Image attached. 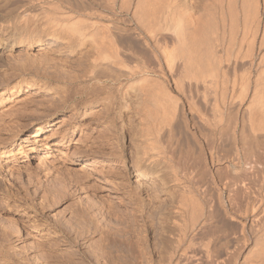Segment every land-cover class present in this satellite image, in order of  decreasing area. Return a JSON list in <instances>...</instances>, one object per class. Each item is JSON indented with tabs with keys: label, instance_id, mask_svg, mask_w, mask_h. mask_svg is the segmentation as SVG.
<instances>
[{
	"label": "rangeland",
	"instance_id": "374dc122",
	"mask_svg": "<svg viewBox=\"0 0 264 264\" xmlns=\"http://www.w3.org/2000/svg\"><path fill=\"white\" fill-rule=\"evenodd\" d=\"M58 1L59 0H0V37L5 29H7L6 31H9L12 35L13 33L15 34L17 28L23 30L20 36L18 34L20 32L19 30L17 31V35H13L14 40L12 41V44L8 46L9 48L7 47L5 49L4 54L0 57V264H114L113 261H115V264H125L126 261L127 264H161V261L163 264L165 262V264H167L168 253L165 249H169L171 237L174 232L178 231L177 229L174 230L176 228V224H181L187 221V218L190 219L188 217L192 214L190 209L193 210V208H196L198 204L200 206V203V212L205 213L212 208L211 210L213 211L211 212H214V217H211L212 220H209L211 221L210 223L207 221L205 226L203 225L202 228H198L197 232H200V234L195 233L196 235H194V237L197 236L195 237V243L206 248H200L196 245L194 246L197 247L195 248L196 250H194V247H192L193 249H190V251L194 254H198L196 255V258L198 256L201 259V256L204 253L202 259L205 261L203 262V260L200 259L199 261L197 258L195 261L193 260L195 263H192L196 264L197 262L198 264H210V260L207 261L208 258L205 257L207 256L205 255L207 254L205 251H207L206 249H209L208 246H212L213 243H216L214 245H217L213 248V255H221L226 252L227 249L230 250L232 248V251H230L232 253L234 252L233 258L236 259V262L233 259V264H238L245 258H247L246 261L248 263H251V260L253 264L260 261L263 258L260 256H264V215H262V218L260 217L261 219L258 220V222L260 221L259 223L257 221H253V223L250 222H252V217L256 213H259L262 208L256 207V210L254 209L255 212L249 211L246 215L242 213L237 214L238 212L236 210L234 211V207L229 204L230 198L228 196L230 190L232 189L224 187L223 185V179L230 176L228 174L229 172L227 173V168L224 170L223 168L225 166L229 167L227 165L229 163L225 160L223 163H221L222 161L219 163L216 161L217 163L212 164L211 162H208L209 160L207 159V154L201 153L200 148L198 147L202 145L204 152L206 151L205 149L207 147L203 141V138L205 137L202 138V136L206 135L202 134L203 132H205L204 134H206V132L208 134L213 131H211V127H208L206 124L204 125V123L198 121L200 120L198 113H194V111H191L190 113L187 110L183 111L181 109L182 103L177 106L176 110L178 113L174 122L175 129L177 131L176 134H179L178 137H181L180 139L183 142L186 141L188 144L191 143L193 144L192 146H194L197 141L199 142L197 143L198 145L201 143L199 146L197 144L195 145L199 151L194 150L197 153L192 152V155L197 160L198 155L200 157V153L202 154L200 157L201 159L198 158L197 169L203 177L204 175H210L208 176L210 179L206 180L205 177L207 179L208 177L205 176L203 180L201 175L191 180L190 176H188L189 179H187V176H181L180 180L182 179V182H179V180L176 185H186H182V187L187 188L186 190L185 188L182 189V187L177 188L176 185H170V193L167 192L168 194H160L158 189L156 192L152 191L155 194L157 193L156 195L159 194V199H157L152 192L142 193V196L140 198L138 197V199L137 196L135 197L129 193L127 194L129 197H124L125 203L127 204L125 208H123L124 205H122L119 201H112V203L114 202V206L110 205L111 202L109 200H111V197L107 196L109 193L107 187H113V184H115L114 182L117 181L116 183L122 184V188L124 190L122 191L124 194H126V190H131L137 186L135 180L136 178L133 176L137 170L135 166L137 161L134 156V152H136L134 150L137 149V145L135 146V144L140 143V146L145 144L142 148L145 147L148 151L150 150V153H152V151L154 152L155 150H151L150 148L159 147L161 145L164 146L168 143L166 140H168L169 134L167 133L168 128L166 127L171 119L169 116H172V113L168 115L169 110L167 109L166 112L168 114L166 112V114H164V110L162 111L161 107H159L160 109L158 108L154 97H152V93L150 95V93L147 94L146 92V96L142 94V88L146 89V91H158V93L162 90L160 93L163 91V93H165L168 92L170 88H173V86L172 84L168 85L170 83L166 82L167 79H165V77H167V70L165 65H162L164 66L163 71L165 70L163 74L158 71L159 66H157L158 63L156 58L153 57V53L148 48L146 49L145 47L138 46L137 48L140 50L139 55L141 56L140 60L142 61L140 64L145 65L146 68L149 66V69L147 68L150 73L147 77V79H149L148 81H145V79L142 80V78H135L133 79L134 81L122 80L123 82L121 85L115 83L107 85L105 81H95V79L92 80L88 78L87 74L88 72L90 73V70H92L90 66L92 52H90L87 44L67 43L64 38V34H60L56 31L60 27H63V23H67V21L62 20L63 15L60 13L61 11H59L60 1ZM76 1L79 2V0H74V2ZM48 3L51 4L49 5ZM75 15L73 13L72 19L75 17L77 20H84L82 17L80 19V16H78V18L76 13ZM122 18H124L122 19V27L133 28V26H135L131 21V18L128 16H123ZM126 18L129 20H126ZM52 20H54V22ZM61 20L64 22H61ZM77 20L72 21L76 22ZM72 21L70 19V23H73ZM56 22L59 24L58 26ZM3 25L5 27H3ZM132 32L133 31H131V34ZM132 35L130 36L132 37ZM136 35L134 34L133 37ZM136 37H134L135 39H133V41H136ZM51 42L53 47L52 49H40L41 46H47ZM137 42L141 45L142 38H138L136 43ZM0 47H4L3 42H0ZM153 58H155L154 61ZM153 69L155 70V73ZM146 82L148 84H146ZM168 86L172 87L169 88ZM159 87L161 88L159 89ZM174 93L177 94L178 97L180 96V100L182 99L181 102H183V94L181 92L180 94L177 92ZM185 93L188 95L189 91L187 90ZM193 93L196 96V93ZM142 96H145L146 98L144 99ZM196 98L198 97L196 96L195 99ZM149 99L150 101L147 102ZM105 101L113 103L110 106V104L108 103L107 105ZM201 101L202 100H200V98L196 100V102L199 103L198 105L202 104V106L200 105L201 109L203 108L201 112L206 114L208 118L211 117L210 119H212L213 113H211V105L205 106L204 102ZM133 103H136V107ZM178 103H180V101H178ZM105 104L109 109L105 108ZM154 105H156V107ZM137 107H140L138 108L139 110H143L139 111ZM154 108H157L158 110H155ZM164 115L167 119H165L166 117ZM160 117H165V123H161L164 126V130L160 129L162 132L157 131V129L159 130V126H161L157 120V118L159 119ZM156 120L157 122H154ZM157 124H159L158 128L156 127ZM39 125L42 126V129L39 134L34 136L33 134L38 131L37 127ZM207 127L210 131L207 130ZM200 130L204 131L202 132ZM149 131L153 132L149 133ZM30 133H32V135H30ZM161 133L166 136H161ZM64 134L66 137H63ZM183 135L186 140H184ZM60 139H64L67 144L66 147H62L61 152L54 149V147H56L54 141ZM193 140H195V142ZM152 143L154 145H152ZM25 150H27V155L21 156V152ZM7 151L10 155H6ZM178 152L176 154L179 156ZM47 154L50 155L47 156ZM194 154L197 157H195ZM203 155L206 157H202ZM206 159L209 166L208 164H204ZM210 164L212 166H210ZM216 164L220 167L216 166ZM198 165H207L208 168H205L204 166L199 167ZM215 168L220 169L217 170L219 173L214 171L216 170ZM222 170H226L225 172L228 175H222L226 174ZM210 171H212V174L215 177L211 176L212 174ZM208 172L210 174H208ZM217 173L220 178L223 176L224 178L220 179L217 177ZM199 179H201L204 183L207 181V185L200 182L201 180ZM219 180L222 181V184ZM172 188L175 189L173 190ZM197 189L200 190L198 191ZM196 190L197 192H195ZM207 190L210 192L209 195L211 192L213 195L211 194L212 196H207ZM245 190L247 191L248 189L243 188V190L240 189V191L238 190L239 192H237L233 188L232 192L239 196L240 193L242 192L243 194ZM261 190H264V184L262 181L258 182V186H256L254 191L261 193L263 197L264 191L261 192ZM171 191L173 193H179L177 195L178 197ZM181 191L182 194L180 193ZM186 191H189V194H187L188 192ZM204 191L207 193L206 195L203 193ZM246 191L244 195L241 194V197L239 196V198L242 199L245 197V194H247L245 197L246 200L244 199L245 203L247 202V197H251V199L254 197L252 195L253 192H248L249 190L247 192ZM183 192L186 196H183L185 200L188 199L185 201L186 204L182 202L184 201V198L180 197V195H183ZM232 192L230 193V196L234 195ZM190 193H192V196H189V198L187 196L191 195ZM259 193L256 195L258 196ZM124 194L122 196H124ZM202 194L211 200L215 201L217 199L215 202L211 201L214 205H217L213 206L209 199L208 202L204 201V199L206 200L207 198ZM192 198L194 200H191ZM181 199L183 200L181 201ZM194 201L199 202L194 203ZM192 202L194 204H192ZM208 203H210V205ZM191 205H194V207H191ZM183 206L186 209H184ZM108 207L109 210L112 207L118 209L112 210V213H108ZM126 208H132V210H126ZM139 208L143 211L141 212ZM203 208L205 209L203 210ZM188 209L189 211H187ZM215 209L216 213L214 211ZM175 210L178 212H175ZM181 210L182 212H180ZM147 211L149 213H147ZM183 211L184 214L189 215L185 217L183 215ZM177 213H179L181 220L179 222V217L176 216L178 215ZM180 213L182 214L180 215ZM117 214H120V218H117ZM132 214L133 216L131 217ZM174 215L177 217V220L173 217ZM182 215L183 217L181 218ZM113 216L116 217L113 218ZM225 216L227 220L225 219ZM213 218L215 223H212ZM176 221L177 223H175ZM227 221L228 223H225ZM208 223L213 228L208 226ZM218 223L221 224L218 225ZM171 224H173L175 228ZM216 225L218 227H216ZM95 226L97 228H95ZM214 226L217 229H215ZM219 226L221 228H219ZM259 228L260 230L257 231ZM212 229L219 230L220 232L225 231L220 233L219 231L215 232L214 230L218 236L217 238L215 233L212 232ZM209 232H211L212 236L214 235L218 241L219 238L220 241L223 239L222 242L218 243L216 238L212 239L213 242H210L211 238H214V236H211L210 238L211 233L209 234ZM191 233L192 231L190 234ZM202 233H204L203 236ZM175 234L173 237L177 236V234ZM117 237L118 239H116ZM165 238H167L166 240L169 242L166 241ZM113 240H115V242ZM164 240L166 242H164ZM52 242L55 243L53 244ZM201 242L202 244H206H199ZM117 243L119 244V247H117ZM227 243L230 245L228 246ZM104 244L107 246H104ZM221 244L225 245V247L223 245L221 246ZM114 247L117 250H115ZM219 250L220 253L218 252L217 254L216 251ZM6 251H8V253ZM143 252L147 256L146 259ZM158 253L160 255H158ZM110 254L111 256H109ZM119 257L122 258L119 259ZM258 257L261 259L259 258L257 261ZM116 258L118 260H116ZM136 260L139 262H136ZM263 260L264 258L262 259V263L264 262ZM69 261L73 262L71 263Z\"/></svg>",
	"mask_w": 264,
	"mask_h": 264
},
{
	"label": "bare ground",
	"instance_id": "6f19581e",
	"mask_svg": "<svg viewBox=\"0 0 264 264\" xmlns=\"http://www.w3.org/2000/svg\"><path fill=\"white\" fill-rule=\"evenodd\" d=\"M2 1H4V0H2ZM59 1H60V10L59 11H61L60 13H62V15H63L62 20L67 21V23H65V24L63 23V25H62L63 27H60L56 31H58V33H60V34H64V38H65L66 42L69 44H73V43L87 44L89 46V50H90V52H92V59L90 60V66H91L92 70H90V73L88 72V74H87L88 78H90L92 80L95 79V81L96 80L97 81L98 80L99 81H105L107 85H111L112 83L121 85V83L123 82L122 80H125V81L128 80L129 81V80H133L135 78H142V80L145 79V81L146 80L148 81L149 79H147V77L150 75L149 70H148L149 66L147 67L148 68L147 69L145 67V65L140 64V62L142 63V61L140 60L141 56L139 55L140 50H138V48H137V46H138V47H145L146 49L148 48L153 53V57L156 58V61L158 63V65L157 64L156 65L159 66L158 71L162 72L163 74H164L165 70L163 71L164 66H162V65H165L166 70H167V73H166L167 77H165V79H167L166 82L170 83L168 85L172 84V86H173V88H170L172 86H170V87L168 86L170 89L168 92H165V93H163L164 91L162 93H160L162 90H160V92L158 93V91H155V92H153L151 90L146 91V89L142 88V94L146 95V92H147V94L150 93V95H151V93H152V97H154V100L156 101L158 108L161 107L162 111L164 110V114L167 113L166 112L167 109L170 111V112L168 111V113H169V114L167 113L168 115H170V113H172L171 114L172 116H169V117H171L169 123L167 121L168 126L165 124L167 126L166 128H168L167 133L169 134L168 137L170 139L168 138V140H166L168 143L164 146L161 145L162 147L159 145H158L159 147H153V148L149 147L151 150L152 149L155 150L154 152L152 151V153H150V150L148 151L145 147L142 148V146L145 144H143L142 146L139 145L140 143L135 144V146L137 145L136 146L137 149L134 150V151H136V152H134V156H135V159L137 161L136 165H135L137 170L133 176L136 178L135 180H136L137 186L131 190L125 189L126 194H124L122 184H120V183L118 184V183H116L117 181L116 182L113 181L115 183V184H113V187L112 186L107 187V189L109 191L107 196L111 197V200H109V201L111 203H112V201H114V202L119 201V202H121L122 205H124L123 208H125L127 204L125 203L124 197H129L127 195L129 193L131 195H134L135 197L137 196V199H138V197L140 198L142 196V193L152 192V191L156 192L157 189L159 190L160 194L167 193V192L170 193L169 192L170 191L169 187L171 188L170 185L175 186L177 184V182L180 180L181 176H187V177L190 176V180H191V179H195L197 176L201 175L197 169V164H198L197 161H198V158L201 157V155H202L201 153H204V154H207V159L209 160L208 162H211V164L217 163L216 161H218V163L222 161L221 163H223L224 160L227 161V163H229V164L226 163L229 167L225 166L223 168V170L225 168H227V173L229 172L228 174L230 175L228 177H225V179H223L224 180L223 181L224 187L232 189V190L229 189L230 192L228 190V192H229L228 196L230 198L229 204H231V206L234 207V211L236 210L238 212L237 214L242 213L245 215L249 211L255 212L256 207L262 208V209H260L261 211L258 210V211H260L259 213H256L252 217V219H251L252 222H250V223H253V221L258 222V220L262 218L261 216L264 215V198H263L264 195L262 197L261 193L258 192L260 195V196L258 195L259 196L258 197L256 195V194H258L257 191H254V189H256V186H258V182L262 181L264 184V0H85V1L79 0V2H77V1L74 2V0H59ZM51 3H48V4L50 5ZM58 7H57V9H58ZM71 12H73L74 15L76 13L77 17L80 16V19L82 17V19L84 18V20L80 21L78 19L79 20L78 21L77 18L75 19V17L72 19L73 13H71ZM58 15H59V13H58ZM123 16H128L129 18H131V21L133 22V24L135 26H133V28L122 27V23H123L122 19H124V18H122ZM56 17H57V15H56ZM70 19H71V21L72 20H77V21L76 22L72 21L73 23H70ZM127 19L128 18H126V20ZM62 20H61V22H64ZM52 21L54 22V20H52ZM129 23H131V22H129ZM58 25L59 24L57 23V26ZM20 26H22V25H20ZM3 27H5V26L3 25ZM50 27H52V26H50ZM6 30L7 29H5L4 32L2 31L3 34L0 37V42H3V45H4V47H0V57L4 54L5 49L12 44V41L14 40L13 35H15V34L17 35V31L19 30L20 32L18 34L20 36L22 31H23L22 29L17 28L15 31V34L13 33V35L8 31L11 34L10 35ZM131 31H133L132 34L133 33L135 35L137 34L136 35L137 37L134 36L137 39L142 38V42H141L142 44L141 45L138 44L139 41L136 43L137 39H136V41H133V39H135V38L133 37L134 34L133 35L131 34ZM164 33H165V35H164ZM130 35H132V37ZM52 48H53L52 42L47 46L43 45L40 47V49H43V50L52 49ZM146 49H145V51H146ZM81 55H83V54H81ZM89 55H90V53H89ZM155 58H153V61ZM145 60H146V57H145ZM85 65H86V63H85ZM160 72H159V74H160ZM154 73H155V70H154ZM155 78H153V79H155ZM101 79H103V80H101ZM142 80H141V82H142ZM149 83H150V81H149ZM128 84H126V85H128ZM146 84H148V83L146 82ZM107 85H105V86H107ZM149 86H147V87L149 89H151ZM156 86H157V83H156ZM152 87H153V85H152ZM161 87H159V89ZM154 90H156V89H154ZM163 90H164V88H163ZM187 90L189 91L188 95L186 94L187 92L185 93V91H187ZM174 92H177L179 94L181 92L183 94V102H181L182 99L180 100V96L178 97V95L175 94ZM193 92L196 93V96L198 98L195 99L196 96ZM143 97H144V99L146 98L145 96H142V98ZM155 97H156V99H155ZM199 98H200V100H202L201 102H204L205 106L211 105L212 110L211 109L210 110H211V113H213L212 119H210L211 117L208 118V116L206 114H203L201 112L203 109V108L201 109L202 104H200L201 105L200 106V105H198L199 103L196 102V100ZM149 101H150V99L147 102H149ZM178 101H180V103H178ZM126 102H128V101H126ZM106 103L108 105L109 102H106ZM112 103H109L110 106ZM181 103H182L181 109L183 111L187 110L190 113H191V111H194V113L195 112L198 113L199 114L198 117L200 116V118H199L200 120H198V117H197V120L204 123V125L206 124L208 127H211V129H212L211 131H213V132H209L208 134H207V132H206V134H204L205 133V132H203L204 130L203 131L200 130L203 132L202 135H206V136H202V138L205 137V138H203L204 139L203 141H204L207 148L205 149L206 151L204 152L203 146L200 145L201 143L199 144L200 145L199 146L197 144L199 142L197 141L196 144L199 146V147L198 146L197 147L200 148V151H201V153L199 152L200 157L198 155L197 160L192 155V152H195L197 150V148L195 146L196 144H194V146H195L194 147V146H192L193 144H191V143H190L191 144L190 145L186 141L183 142L180 139L181 137H178L179 134H176L177 131L175 129L174 122L176 120L175 119L176 115L178 114L176 111L177 106ZM141 104H142V101H141ZM148 104H150V103H148ZM107 105L105 104L106 109L108 108ZM134 105L136 107V103ZM154 106L156 107V105H154ZM141 107H142V105H141ZM146 107H147V104H146ZM138 108H140V107H137V109ZM154 109L156 110L157 108H154ZM140 110H143V109H140ZM147 111H148V109H147ZM138 113H140V112H138ZM183 113H185V112H183ZM154 114H156V113H154ZM179 114H182V113H179ZM145 116H147V115H145ZM152 116H155V115H152ZM165 117H160L159 119L157 118L158 123L159 124L163 123L165 121V119H167V117L166 118ZM184 117H186V116H184ZM155 118H154V120H155ZM180 118H182V117H180ZM152 120H153V118H152ZM157 120L154 122H157ZM198 121H197V123H198ZM159 124H157V126H156L157 128H158ZM163 124H161V126H163ZM152 125H155V124H152ZM161 126H159V130L157 129V131H160V129L164 130V126L163 127H161ZM152 127H154V126H152ZM37 129H38V131L35 132V134H33L34 136L40 133L42 126L39 125L37 127ZM207 130H209V128ZM63 132H65V131H63ZM150 132H153V131H149V133ZM160 132H162V131H160ZM163 133H165V132H163ZM30 135H32V133H30ZM163 135H164V137L166 136L165 134H163ZM163 135L161 133V136H163ZM184 135H183V137H184ZM63 137H66V135L64 134ZM153 137L156 138L155 136H153ZM164 140H162V141H164ZM184 140H186L185 137H184ZM189 140L191 141L190 138H189ZM134 141H137V140H134ZM193 141L195 142V140H193ZM142 143H143V141H142ZM159 143H160V141H159ZM54 144L56 145V147H54V149H57V151H59V152L62 151V147H66V145H67L66 142L64 141V139L55 140ZM161 144H162V142H161ZM152 145H154V144L152 143ZM184 147H185V152H184ZM186 148H187V150H186ZM197 151H199V150H197ZM177 152H178L179 156L176 154ZM21 153H22L21 156H25V155H27L26 154L27 150H25ZM195 153H197V152H195ZM6 155H10V153L7 151ZM49 155L50 154H47V156H49ZM176 156H178V157H176ZM204 156L205 155H203L202 157H204ZM195 157H197V156L195 155ZM207 159L205 160L206 162H207ZM202 162H204V161H202ZM206 162L204 164H208V166H209V163L208 162L206 163ZM211 164H210V166H212ZM201 166H204L205 168L207 167V165L206 166L201 165ZM201 166H199V167H201ZM216 166H218V165L216 164ZM218 167H220V166H218ZM205 168H204V170H205ZM206 170H208V169H206ZM209 170H210V168H209ZM217 170H220V169H216L214 171L218 172ZM222 171H220V172H222ZM225 171H223V172L226 173ZM210 172L212 174V171H210ZM218 173H217V175H218L217 177L220 178ZM227 173L222 174V175H228ZM208 174H210V173L208 172ZM205 176L208 177L210 175H204V177ZM211 176H214V175L212 174ZM204 177H203V180H204ZM221 178H224V176ZM187 179H189V177ZM205 179L209 180L210 177H208V179L205 177ZM181 180L179 182H182ZM184 180H185V178H184ZM199 180H201V179H199ZM213 180H214V178H213ZM196 182H198V181H196ZM200 182H203V181L201 180ZM206 182L205 183L203 182V183L207 185L208 182L207 183ZM219 182L221 183L222 181L219 180ZM195 184H193V185H195ZM180 185H179L180 187L178 185H176L177 188H181L183 184H180ZM200 185L205 186L203 184H200ZM200 185H199V187H200ZM183 186H186V185H183ZM220 186H222V185H220ZM199 187H197V188H199ZM175 188H172V189L174 190ZM184 188L185 187H182V189H184ZM188 188H189V186H188ZM233 188L237 192H239L240 189L243 190V188L248 189L249 190V191L247 190L248 192H251V193L253 192L252 195L254 197H253V199H251V197H247V202L245 203L244 199L246 200L245 197L247 194H245V197H243L242 198L243 200H242L239 198V196L242 194V192L240 193L239 196L237 194L235 195L232 192ZM186 189L187 188H185V190ZM200 189H201V187H200ZM177 190H179V189H177ZM197 190L195 192H197ZM208 190H207L208 194L205 193V191L203 192V193H205V195L207 194V196L209 195V193H210L209 191L211 189L209 191ZM182 191L180 192L181 194H182ZM245 191H244V193H245ZM263 191L261 190V192H263ZM186 192H188L187 194H189V191H186ZM200 192H202V191H200ZM231 192L234 195L230 196ZM237 192H235V193H237ZM122 193L124 194V196H122L123 195ZM244 193L242 195H244ZM153 194L157 199H159L158 198L159 194L158 195H156L157 193L156 194L153 193ZM173 194H176L175 196H177L179 193L178 194L173 193ZM184 194L185 193L183 192V195L182 196L180 195V197L185 196ZM190 194L191 195H188L187 197H189V196L191 197L192 193H190ZM211 194H212V192H211ZM211 194L209 196L213 195V194L212 195ZM248 194H250V193H248ZM205 195H203V196H205ZM249 196H251V195H249ZM195 198H196V196H195ZM203 199H204V197H203ZM208 199L209 198H207L206 200L204 199V201H207V202L209 200H210V202L211 201H213V202L217 201V199L215 201L211 200V199L208 200ZM182 200L183 199H181V201ZM186 200H188V199H186ZM186 200L184 198V201H182V202L185 203ZM191 200H194V199L192 198ZM196 200H197V198H196ZM181 201H179V202H181ZM195 201H194V203L199 202V201L198 202H195ZM218 201H219V199H218ZM148 202H150V201H148ZM200 202H201V200H200ZM213 202H211L212 205L216 206L217 204L214 205ZM111 203H110V205L114 206V204L113 203L111 204ZM140 203H142V202H140ZM194 203L192 202V204H194ZM173 204H176V203H173ZM178 204H181V203H178ZM208 204L210 205V203H208ZM249 204H251V205H249ZM212 205H211V207H212ZM115 206H116V203H115ZM184 206H183V208L186 209ZM195 206H197V205H195ZM200 206H201V203H200ZM200 206L198 204V206L195 208L194 205H191V207H194L193 210L190 209V211L192 212L191 216L189 214H188L189 216L184 214V211H183V215L185 217L188 216L190 219L187 218V221H185L181 224L177 223V221H176L175 222V223H177L176 228L174 227L173 224H171L175 228L174 230L177 229L178 231L173 233V236L175 233L177 234V236L171 237L169 249H165V250H167L166 252L168 253L167 254V264H194L195 263L194 261L197 258H198V260L200 259L198 256L196 258V255H198V254H194L192 251H190V249L192 247L197 245V243H195V240H196L195 237H197V236L194 237V235H196L195 233L200 234V232H197L199 227L202 228L203 225L205 226L207 221L209 223L211 222L209 220L210 219L212 220L211 217L213 216V213H214V212L213 213L211 212V211H213V210H211L212 209L211 207H210L211 209H209L208 212L202 213V212H200V209H201ZM181 207H180V209H181ZM112 208L109 210V207H108L107 210L109 212L108 211L107 212L112 213L113 212L112 210L118 209V208L115 209V207L113 209ZM130 209L132 210V208H130ZM130 209L126 208V210H130ZM178 209H179V207H178ZM184 209H182V210H184ZM204 209L205 208H203V210ZM182 210L180 212H182ZM206 210H208V209H206ZM220 210H221V208H220ZM120 211H122V210H120ZM140 211L142 212L143 210L140 209ZM187 211H189V209ZM214 211L216 213V209ZM114 212H116V211H114ZM175 212H178V211L175 210ZM254 212H252V213H254ZM147 213H149V212L147 211ZM187 213H189V212H187ZM121 214H122V212H121ZM163 214H165V213H163ZM177 214L178 215H176V216L179 217V219H178V222H179L181 220H180L179 213H177ZM181 214L182 213H180V215ZM117 215H118L117 216V218H118L120 214H117ZM183 215L181 216V218L183 217ZM132 216H133V214L131 215V217ZM168 216H166V217H168ZM111 217H112V215H111ZM115 217L113 216V218H115ZM173 217H175V215ZM177 217H175L176 220H177ZM225 219H226V216H225ZM90 220H91V218H90ZM184 220H186V219H184ZM213 222H214V218H213L212 223ZM90 223H91V221H90ZM225 223H228V221ZM216 224H217V222H216ZM220 224L218 223V225H220ZM213 225H215V224H213ZM226 225H223V226H226ZM89 226H92V225H89ZM177 226H178V228H177ZM208 226H211V225L209 224ZM216 227H218V226L216 225ZM216 227L214 226L215 229H217ZM88 228H90V227H88ZM95 228H97V227L95 226ZM204 228H206V227H204ZM219 228H221V227L219 226ZM111 229H113V228H111ZM256 229H257V226H256ZM96 230H98V229H96ZM214 230L212 231L213 233H215L216 231L217 232L219 231V230H215V232H214ZM259 230H260V228L257 231H259ZM121 231H122V229H121ZM191 231L193 234L192 233L190 234ZM199 231H200V229H199ZM224 231H221V232L219 231V232L222 233ZM94 232H95V229H94ZM99 233H100V231H99ZM210 233L211 232H209V234ZM230 234H231V232H230ZM203 235H204V233H202V236ZM205 235H206V233H205ZM215 235H216V233H215ZM242 235H244V234H242ZM211 236H212V233L210 235V238H211ZM244 236H243V238H244ZM223 237H225V236H223ZM167 238H165V240ZM210 238H209V241H210ZM215 238H216L215 236H214V238H211L210 242H213L212 239H215ZM217 238H218V236H217ZM217 238H216V240L218 243L222 242L223 239L220 241V238H219V241H218ZM221 238H222V236H221ZM116 239H118V237ZM110 240H111V238H110ZM115 240H113V241L115 242ZM165 240H164V242L168 241V240H166V241ZM224 241H226V240H224ZM119 242H120V240H119ZM238 242H240V241H238ZM126 244H127V242H126ZM199 244H202V242ZM204 244H206V243H204ZM204 244H202V245H204ZM214 244H216V243H213L212 246H208L209 249H206L207 251H205L207 253V254H205V255H207L205 257L208 258L207 261L210 260V264H231L233 262V259H234V261L236 260L235 258H233L234 252L233 253L231 252L232 251L231 247H230L231 251L227 249V251L224 250L226 252H224V253L222 252L223 254H221V255L220 254L219 255H213V252H214L213 248L215 246H217ZM105 245L106 244H104V246ZM116 245H117V247H119L118 243ZM207 245H210V244H207ZM222 245L223 244H221V246ZM229 245L230 244H228V246ZM40 246H42V245H40ZM100 246H102V245H100ZM164 246H165V244H164ZM197 246H199V245H197ZM223 246L225 247V245H223ZM36 247H37V245H36ZM110 247H111V245H110ZM115 247H114V249H115ZM125 247H126V245H125ZM156 247H158V246H156ZM199 247L200 248L201 247L206 248L203 246H199ZM195 248H197V247H194V250H196ZM221 248H223V247H221ZM221 248H219V249H221ZM236 248H233V249H236ZM115 250H117V249H115ZM6 252L8 253V251H6ZM218 252L220 253V250L216 251L217 254H218ZM195 253H197V252H195ZM111 254L109 256H111ZM100 255H101V253H100ZM132 255H133V253H132ZM158 255H160V254L158 253ZM203 255H204V253H203ZM203 255L201 256L200 260H203L202 259ZM117 256H119V255H117ZM141 256H143V255H141ZM145 256H146V254H145ZM260 257L264 258V256H260ZM260 257H258L257 261L259 260ZM120 258H122V257H119V259ZM126 258H127V256H126ZM146 258H147V256L145 257V259ZM164 258H165V256H164ZM246 259L247 258L243 259V261L238 263V264H253L251 259H250L251 263H248L246 261ZM262 259L260 260L261 262L258 261L260 263L257 262L255 264H261ZM116 260H118V259L116 258ZM204 261L205 260H203V262ZM69 262H71V261H69ZM93 262H95V261H93ZM96 262H97V260H96ZM113 262L115 264V261H113ZM126 262H125V264H127ZM136 262H139V261L136 260ZM192 262H194V263H192ZM161 264H163L162 261H161ZM196 264H198V263L196 262Z\"/></svg>",
	"mask_w": 264,
	"mask_h": 264
}]
</instances>
